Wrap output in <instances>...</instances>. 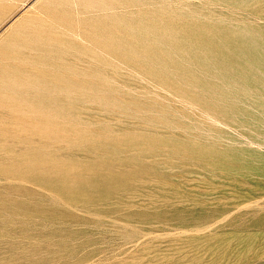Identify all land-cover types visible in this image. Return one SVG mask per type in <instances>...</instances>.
<instances>
[{"label":"rangeland","instance_id":"rangeland-1","mask_svg":"<svg viewBox=\"0 0 264 264\" xmlns=\"http://www.w3.org/2000/svg\"><path fill=\"white\" fill-rule=\"evenodd\" d=\"M56 11L71 31L28 38ZM1 44L34 71L16 91L62 116L29 136L46 115L0 105L32 137L0 173V264H264V0H0Z\"/></svg>","mask_w":264,"mask_h":264},{"label":"bare ground","instance_id":"bare-ground-1","mask_svg":"<svg viewBox=\"0 0 264 264\" xmlns=\"http://www.w3.org/2000/svg\"><path fill=\"white\" fill-rule=\"evenodd\" d=\"M49 18H50L49 20L51 22V26L50 27L48 26L49 28H47L46 31H44V32L38 31V32H40L39 34L32 32L33 36H29L28 38H30V39H33V38L34 39H37V38L42 39L43 38L45 40L44 42L47 43L46 40L48 41V40L52 39V36H53L52 33H55L54 30H56V31L57 30L58 31L59 30L60 31H62V30L63 31H71L70 30L71 27L68 26L69 24H68L66 18L64 17V15L60 14L59 12H57V11L53 12V13L51 12V14H49ZM14 32L15 31H13L12 33H14ZM56 33H58V32H56ZM56 38H57V35H56ZM14 39H18L19 41H21V47L27 46L26 45L27 39L22 38L21 35H19L17 33L12 34L11 40H14ZM35 42L33 41V44ZM42 42H43V40H42ZM91 42H93L94 44H97V46H99L103 51L110 53L112 55H114V54L117 55L118 50L121 48L120 46H117L116 34L111 36V34H109L108 32L102 33L99 37L92 39ZM41 43H38L39 45H37V47L33 46L32 51L33 52L35 51V53H36V50L37 51L42 50L43 53L44 52L46 53V51H47L45 49L46 46L45 47L42 46L43 47L42 48L40 46ZM49 43H47V45H51ZM19 51H21V50H19ZM22 51H24V50L22 49ZM32 51L30 49V52H32ZM20 53H22V52H20ZM49 54H50V52H49ZM19 55H20L19 52L9 50V48L7 47L6 44L0 45V59L2 60L0 62V105H3L8 109L12 108V110H14L18 114V116L16 118H14V116H10V114H9L10 121L16 120L18 123H20V124L22 123V125L20 127H23V122L27 120V117L25 115L27 113V108H25V106L26 105L30 106L32 103H34L36 107L32 110H29V113H31V112L38 113V114H39V112L44 113L47 117V121L44 123L46 126L45 127L39 126L40 124H42L43 121L39 120V119H37V117H35V118H33L31 128L30 129L28 128L29 130H27L26 132H29V134H28L29 136H32V135H30L31 134L30 132H32L33 136L38 137L37 135L40 136L42 134H47L50 132V130H52V128H54L53 124H54L55 119H57L58 116H62V115H60L61 109L56 102H52V100H55V98H52V99H50L51 97L45 98V96H43L41 93L27 94V93H23L21 91H20L21 93L17 92L16 91L17 90V83L20 84L19 86L25 84L22 79L19 78L20 80H18L16 82H11V83L8 81V80H11L12 76H13L12 77V79H13L14 76L19 77V75H23L25 73H28V71H30V70H32V73L34 72L33 69L27 68L25 63L23 64V62L19 63L17 61L18 57L20 58ZM37 55H38V53H37ZM35 73H36V77H37L38 81H40V82H42V80H48L51 84H53L55 86H57L61 82H65V84L67 85L66 79H68V78H66L67 77L66 73L65 74L62 72H58V73L35 72ZM12 81H14V79ZM68 82H69L70 86H76V85L87 86V85H90V83H89L90 81L88 82L86 80L79 79L75 76H70L68 79ZM9 93H11L12 96L8 99L9 101H6L5 97ZM24 94H26V97ZM17 99L21 103H18V101H14ZM21 99H22V101H21ZM5 102H8V104ZM69 105H67L68 107L67 106H65V107L69 108L71 110ZM57 107H59V109H60L59 112L57 111L58 109H56ZM33 113H31V114H33ZM38 114H37V116H41ZM3 130H5V129H3ZM12 132L13 131H9V130L2 131V129L0 128V152L2 153V151H3L2 157L0 158V171H1L0 173L4 176L8 173L10 167H12V166H15V167L21 166L22 167V165H24L25 159H26L25 158L26 157L25 141L28 142V139H30V138L32 139V137H29L28 135H25L26 137L23 136L21 133H23L24 131H21L20 136L16 133V131L13 133ZM15 133L18 135L17 137H16V135H14ZM11 134H13L15 137L11 136ZM10 140H14L13 144L15 147H11V145L8 146L9 143L7 144V142H9ZM27 142H26V144H27ZM5 143L7 144V146L4 145ZM13 151H14L16 156L11 154ZM30 166H29V168H31L32 170L35 168H38L37 165H33L31 167ZM57 175H60V174H57ZM57 175H56V177H57ZM63 176H61V175L59 176L60 181H63V180H61V179H63ZM59 177H57L58 182H60L58 179ZM65 178H67V176ZM64 181L66 182L67 180L65 179ZM64 181H63V184H64ZM76 184H77V187H79L78 184H80V186H81L82 183L79 182ZM75 188H76V186H75ZM60 189H62V188H60ZM70 194H72V193L67 192V195H70Z\"/></svg>","mask_w":264,"mask_h":264}]
</instances>
